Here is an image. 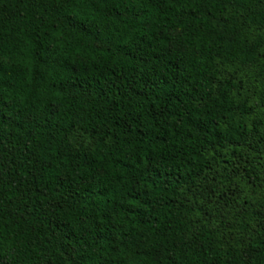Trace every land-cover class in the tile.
I'll use <instances>...</instances> for the list:
<instances>
[{"label":"trees","instance_id":"16d2710c","mask_svg":"<svg viewBox=\"0 0 264 264\" xmlns=\"http://www.w3.org/2000/svg\"><path fill=\"white\" fill-rule=\"evenodd\" d=\"M0 264H264V0H0Z\"/></svg>","mask_w":264,"mask_h":264}]
</instances>
